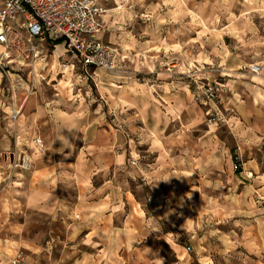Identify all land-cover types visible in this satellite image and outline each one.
Returning <instances> with one entry per match:
<instances>
[{"label":"rangeland","instance_id":"obj_1","mask_svg":"<svg viewBox=\"0 0 264 264\" xmlns=\"http://www.w3.org/2000/svg\"><path fill=\"white\" fill-rule=\"evenodd\" d=\"M100 3L102 41L127 74L85 75L62 46L33 63L0 55L9 62L0 69V264H75L97 236L115 242L101 264H264V70L251 72L264 66L254 43L264 16H240L246 0ZM52 106L82 125L103 118L86 147L78 121L70 149L91 167L93 193L85 200L67 178L58 185L61 199L107 214L91 232L72 226L82 211L56 216L32 204L40 173L61 159L44 154Z\"/></svg>","mask_w":264,"mask_h":264},{"label":"built area","instance_id":"obj_2","mask_svg":"<svg viewBox=\"0 0 264 264\" xmlns=\"http://www.w3.org/2000/svg\"><path fill=\"white\" fill-rule=\"evenodd\" d=\"M105 14L100 0H2L1 60H9L12 53L24 63H33L41 56L44 46H56L61 41L72 67L79 62L85 75L98 70L116 74L121 70L117 50L98 39L104 30ZM1 60L0 69L7 74L4 67L9 62L3 67ZM258 71V66L251 68L253 73ZM209 95L214 97L212 93ZM18 116L19 111L15 110L11 118L16 120ZM35 143L37 147L42 141ZM19 165L25 171L30 170L31 157L23 155ZM238 167L236 161L235 169L239 172Z\"/></svg>","mask_w":264,"mask_h":264},{"label":"crops","instance_id":"obj_3","mask_svg":"<svg viewBox=\"0 0 264 264\" xmlns=\"http://www.w3.org/2000/svg\"><path fill=\"white\" fill-rule=\"evenodd\" d=\"M246 1L247 4H245V9L240 16H244L249 21L251 20V16H264V0H246ZM105 18H106V14L103 16L104 30L101 34L98 35V39L104 44L106 43L102 41V36L106 31ZM260 38L261 39L258 40V36H255L254 43L260 45L261 47L260 49L262 50V56H264V34H262ZM56 46H62V45L60 44ZM56 46L53 47L56 48ZM47 47L50 46L48 45L44 46V48L41 49L42 51L41 53H43L47 49ZM260 62L262 63V65H264V59H261ZM255 65H257L260 69L262 68V70H264V66H259L258 64ZM119 66L121 70L120 72H118V74L119 73L127 74V71L122 68L120 63ZM48 104L49 103H47V105L44 107L46 110ZM48 111L50 113L49 114L50 116H49V120H47V123L49 125V129L53 131L52 133H54V135L52 142L49 141L45 143L44 154L45 153L47 154L49 152L53 154H61V159L58 162H54L53 168L48 170L49 171L48 173L47 170H43L42 172L43 174L40 173L41 184L38 187H36L37 189L36 195L38 196V202L37 204L35 203L32 204L33 206L36 205L34 207H37V209L51 213L56 216L58 215L79 216L78 213L82 211L81 214L82 213L84 214V221H80L79 224L73 223L72 226L75 227L77 225L78 226L81 225L82 227H84V229L90 230L89 232H91V230L93 229L102 228L103 220L101 218H103V216L105 222L107 224L109 223L108 218L106 216L107 214L104 213V215H101L100 210L97 209V207H94L86 203L83 205H81V203L79 205H72L70 204V202L61 199L59 196L58 185L61 183V181H63L64 178H67L70 179L67 180V182H75L76 185H78L79 190L85 193L82 196H85V200H86L87 194L93 193L92 188L90 186L91 185L90 177L92 174V170H90L91 167L88 166L87 164H80V162L79 163L73 162L71 161L70 158L71 157L70 149L75 145L74 138L76 137L75 133L77 132L75 128L79 121L78 118L75 115H70L68 113H64L63 111H60L59 109H56L55 106L50 107V110ZM84 115H87V111H85ZM102 119L103 118L100 114V115H95V119H93L94 121L89 120L87 125H82L81 122L79 121V123L83 127V129L81 130L82 137L84 135L86 142V144L82 146L86 147L87 143L92 144L95 141V139L98 136V124L101 123ZM101 137L103 138V135H101ZM119 140L120 139L116 132L114 146L117 145ZM78 164L80 166H78ZM51 171L53 172L52 176H50ZM96 211H98L99 214H94L96 213ZM115 229L120 230L121 227H115ZM97 240L98 241L96 245H98V247L94 249V252L86 253L80 260L76 261L75 264H94L99 259H101L99 263L101 264L103 261H105V259L111 257L109 256L108 246L110 244L115 245L114 244L115 242H111L108 238L104 236H97ZM177 264H185V263L182 260Z\"/></svg>","mask_w":264,"mask_h":264},{"label":"trees","instance_id":"obj_4","mask_svg":"<svg viewBox=\"0 0 264 264\" xmlns=\"http://www.w3.org/2000/svg\"><path fill=\"white\" fill-rule=\"evenodd\" d=\"M62 42L60 41V42H57V43H55V45H60Z\"/></svg>","mask_w":264,"mask_h":264}]
</instances>
